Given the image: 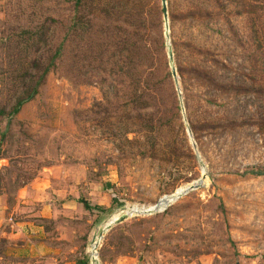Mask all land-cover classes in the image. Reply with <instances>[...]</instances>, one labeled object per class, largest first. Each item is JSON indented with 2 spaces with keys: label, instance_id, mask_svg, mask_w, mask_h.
I'll return each instance as SVG.
<instances>
[{
  "label": "rangeland",
  "instance_id": "374dc122",
  "mask_svg": "<svg viewBox=\"0 0 264 264\" xmlns=\"http://www.w3.org/2000/svg\"><path fill=\"white\" fill-rule=\"evenodd\" d=\"M167 1L181 93L163 13L149 55L114 72L95 59L90 31L71 28L73 0H0V196L5 231L25 223L14 239L0 234V264H264V0L256 12L250 0ZM62 43L39 93L10 115L30 61ZM153 68L157 90L145 87ZM204 173L166 208L135 211ZM130 211L94 254V237Z\"/></svg>",
  "mask_w": 264,
  "mask_h": 264
},
{
  "label": "trees",
  "instance_id": "16d2710c",
  "mask_svg": "<svg viewBox=\"0 0 264 264\" xmlns=\"http://www.w3.org/2000/svg\"><path fill=\"white\" fill-rule=\"evenodd\" d=\"M75 6V16L73 31L76 32L78 24H80V31L77 32L81 35H86L90 31L91 44L94 50L95 59L101 63V66L108 65L114 72H127L126 66L134 65L135 56L139 51H150L148 45V37L152 27L153 18L158 19V26L162 34L163 24L160 14H164L162 1L159 3L154 0H73ZM235 1V0H232ZM248 2L249 6L254 7L253 12H256L258 7L257 0ZM223 10L227 9L226 4H221ZM196 7L187 13L185 16L193 20L194 15L202 14L200 9ZM251 10V9H250ZM251 11V12H252ZM252 12V13H253ZM159 14V16H158ZM105 18L104 23L94 29V20ZM156 21H154V24ZM46 28V30H45ZM48 26L44 23V42L47 45L49 40L47 38ZM26 33H31V30ZM258 31L255 30V35ZM96 34V35H95ZM112 37L109 42L107 39ZM115 38V39H114ZM90 39V38H89ZM34 45H37L35 38H33ZM164 47V42L161 41V49ZM63 50V43L58 47L57 52L45 61L42 57L32 59L30 61V69L28 75L20 77L18 88L14 95V102L12 104L10 115H15L20 112L23 105L36 97L39 93L41 84L44 82L52 65L55 64L56 59L61 55ZM154 67V65L152 66ZM168 67V63H167ZM36 71V73L34 72ZM151 76L145 80V87L150 89H159L160 81L154 82L155 70L151 71ZM169 76H173L172 71H168ZM139 90L136 86L134 90ZM138 92V91H137ZM140 97H134L132 100L140 105ZM142 102V101H141ZM6 107H0V114H6ZM150 113L141 115L143 123L148 125L152 123ZM259 174H264L260 172ZM87 208L90 205L85 202ZM102 208L101 206H97Z\"/></svg>",
  "mask_w": 264,
  "mask_h": 264
},
{
  "label": "water",
  "instance_id": "95a60500",
  "mask_svg": "<svg viewBox=\"0 0 264 264\" xmlns=\"http://www.w3.org/2000/svg\"><path fill=\"white\" fill-rule=\"evenodd\" d=\"M162 6H163V10H164V19H165V36H166L167 41H168L167 46H168L169 62H170L172 74H173L177 89L180 92L179 78H178V72H177L176 63H175V59H174V52H173L172 45L169 42L170 29H169L168 1L167 0H162ZM180 98L182 99L181 95H180ZM187 130H188V133H189V135L191 137V140L193 141V144L195 146L193 133H192V130H191V127L189 126V124L187 125ZM206 177H207V174L204 173L201 179H199L198 181H195L193 184L187 185L185 187V189L183 191H181L180 193L176 192V194L171 195V197L168 200H165V201L160 200V202H158L155 205V207H153V208L148 207V208H143L141 210H137L136 209L135 211L139 212V213H143V214H151V213H154L155 211H160V210L166 208L170 204V202L178 199L182 195L187 194L188 192H190L192 190H195V189L199 188L203 184V182L206 179ZM162 203L164 204L163 206H161ZM129 214H132V212L130 211L129 213L120 214L117 217L113 218V220H111L108 223H106L105 227L102 228V230L100 231V235L95 236L94 239H93V243L94 244L92 246H93V253L94 254L96 253V250L98 248V245H99V242H100V238L104 235V233L107 230H109L110 228H112V226L114 224H117V223L123 221L124 219H126V217ZM98 237H99V239H98ZM93 258H94L96 264H100L98 259L95 256H93Z\"/></svg>",
  "mask_w": 264,
  "mask_h": 264
},
{
  "label": "crops",
  "instance_id": "0c3cea01",
  "mask_svg": "<svg viewBox=\"0 0 264 264\" xmlns=\"http://www.w3.org/2000/svg\"><path fill=\"white\" fill-rule=\"evenodd\" d=\"M9 216H10V213L7 209V205L6 203L4 202V200L2 199V197L0 196V234H5V235H11L9 237H12L14 239V237L20 235V233H22L23 231L25 232V223L23 222H15L14 226L15 228L17 229L16 230V233L15 231H10V232H7L5 231V227L7 225H9ZM30 227V226H29ZM30 230H27V233L26 235L29 233Z\"/></svg>",
  "mask_w": 264,
  "mask_h": 264
},
{
  "label": "bare ground",
  "instance_id": "6f19581e",
  "mask_svg": "<svg viewBox=\"0 0 264 264\" xmlns=\"http://www.w3.org/2000/svg\"><path fill=\"white\" fill-rule=\"evenodd\" d=\"M177 192V191H176ZM178 193V192H177ZM171 197V196H170ZM163 205V204H162ZM98 239H99V237H98ZM94 244V243H93Z\"/></svg>",
  "mask_w": 264,
  "mask_h": 264
}]
</instances>
